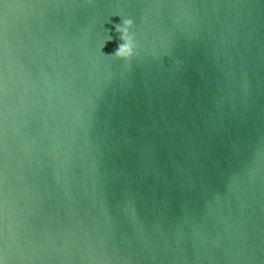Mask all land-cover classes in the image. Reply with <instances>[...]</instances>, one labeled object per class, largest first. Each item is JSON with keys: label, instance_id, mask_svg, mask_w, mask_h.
<instances>
[{"label": "water", "instance_id": "1", "mask_svg": "<svg viewBox=\"0 0 264 264\" xmlns=\"http://www.w3.org/2000/svg\"><path fill=\"white\" fill-rule=\"evenodd\" d=\"M0 264H264V0H0Z\"/></svg>", "mask_w": 264, "mask_h": 264}, {"label": "clouds", "instance_id": "2", "mask_svg": "<svg viewBox=\"0 0 264 264\" xmlns=\"http://www.w3.org/2000/svg\"><path fill=\"white\" fill-rule=\"evenodd\" d=\"M115 28L122 43L118 45L117 49L110 56H113L117 60L130 61L136 55L137 50L135 37L132 33L134 21L132 19L121 18V23L115 25ZM109 41H111V38Z\"/></svg>", "mask_w": 264, "mask_h": 264}]
</instances>
